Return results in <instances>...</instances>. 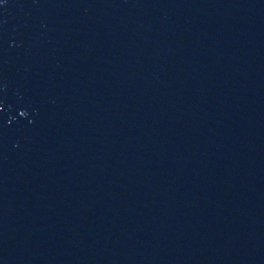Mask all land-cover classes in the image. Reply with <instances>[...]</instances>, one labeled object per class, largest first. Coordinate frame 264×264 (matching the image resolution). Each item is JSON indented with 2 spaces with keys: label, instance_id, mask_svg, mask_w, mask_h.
<instances>
[{
  "label": "water",
  "instance_id": "obj_1",
  "mask_svg": "<svg viewBox=\"0 0 264 264\" xmlns=\"http://www.w3.org/2000/svg\"><path fill=\"white\" fill-rule=\"evenodd\" d=\"M0 264H264V0H0Z\"/></svg>",
  "mask_w": 264,
  "mask_h": 264
}]
</instances>
